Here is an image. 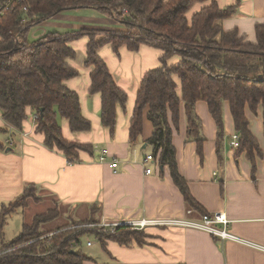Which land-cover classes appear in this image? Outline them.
Segmentation results:
<instances>
[{
  "label": "trees",
  "instance_id": "trees-1",
  "mask_svg": "<svg viewBox=\"0 0 264 264\" xmlns=\"http://www.w3.org/2000/svg\"><path fill=\"white\" fill-rule=\"evenodd\" d=\"M209 0H0V110L6 124L23 131L26 121L37 115L36 132L44 137V145L63 153L68 161L80 160V152L94 153L91 144L69 141L63 136L58 118L69 121L73 132H87L92 123L83 116L80 98L65 81L79 72L69 64L77 52L70 46L73 39L89 35L86 65L91 71L92 93L102 96V125L113 134L117 107H126L128 94L120 88L99 49L111 44L117 52L127 45L138 51L149 44L164 51L163 66L150 70L137 92L130 121L129 139L137 141L143 134L145 116L152 122L148 142L153 156L162 167H168L174 183L188 206H197L187 180L180 173L173 144L174 130L180 129L182 106L187 119V140L197 143L202 154L205 138L196 103L207 102L216 120L219 143L224 135L223 105L229 102L236 132L240 134L238 153L246 152L253 170L264 153L250 131L246 111L257 114L261 108L264 120V22L256 24V41L250 42L238 29L226 31L223 21L232 17L238 3L221 7L216 1L203 6L191 16L196 4ZM94 8L121 21L127 32L105 34L78 32L51 33L36 42L28 41L30 29L62 11ZM179 55L177 65L167 60ZM178 77L181 96L178 94ZM8 128H0L7 131ZM0 147L4 144L0 141ZM218 153L219 147H218ZM36 186L29 185L23 194L0 209V238L7 217L25 208L36 197ZM59 210L36 215L24 224L10 241H2L0 264H84L90 257L79 248L81 237L93 234L103 245L113 240L121 245L145 244L149 235L144 229L129 225L115 228H80L95 220L74 222L55 230H43V224L56 218Z\"/></svg>",
  "mask_w": 264,
  "mask_h": 264
},
{
  "label": "crops",
  "instance_id": "crops-1",
  "mask_svg": "<svg viewBox=\"0 0 264 264\" xmlns=\"http://www.w3.org/2000/svg\"><path fill=\"white\" fill-rule=\"evenodd\" d=\"M211 1L196 4L189 15ZM214 1L221 7L238 3L236 13L223 21V27L226 31L238 29L248 41H256V24L264 22V0ZM103 15L107 14L94 8L62 11L50 18L57 21L54 28H48L49 33L40 36L73 34L82 32L83 28L86 32H99V38L105 34L127 32L121 26L108 30L110 25L101 18ZM41 32L39 34H45L47 29H41ZM89 39L85 34L70 42L77 57L69 60V64L79 74L66 80L65 84L78 93L82 114L92 123V129L73 132L68 120L59 117L58 121L67 140L91 144L94 153L81 151V159L70 162L63 153L44 145L43 135L36 132L33 116L19 132L6 124L0 110V128H8L0 131V141L4 144L0 147V209L3 204L19 198L26 187L33 184L38 199L30 198L27 206L18 210L29 209L31 203L47 201L51 204L49 210H59V217L61 209L67 208L72 221L62 227L91 218L95 220L94 224H113L141 219L200 220L204 214L225 212L229 220L226 230L250 244L223 240L195 228L150 225L144 229L149 235L145 244L121 245L108 240L103 245L99 241L96 250L86 253L90 259L84 264H264V156L257 159V167L253 170L247 153H238L231 145L237 132L229 102L223 105L224 135L220 143L217 123L207 102L196 103L205 138L202 154L195 141L187 140V119L182 106L180 129L174 130L173 144L179 171L197 202V206L190 207L168 167H162L157 158L144 162L147 155L153 154V146L148 142L153 125L146 116L142 136L135 142L129 139L140 84L150 70L163 66L164 51L145 43L138 51L122 45L116 52L111 44L99 49V55L117 85L128 94L126 107H117L116 127L112 134L102 125L101 94L90 91L93 67L86 65ZM34 40L31 42H36ZM180 60L179 55H173L167 63L173 66ZM175 80L181 96L180 80L178 77ZM246 114L250 131L264 153L263 111L260 108L254 114L247 109ZM101 156H105V160H101ZM113 161L118 163L115 168ZM148 167L152 168L150 174L146 173Z\"/></svg>",
  "mask_w": 264,
  "mask_h": 264
},
{
  "label": "rangeland",
  "instance_id": "rangeland-1",
  "mask_svg": "<svg viewBox=\"0 0 264 264\" xmlns=\"http://www.w3.org/2000/svg\"><path fill=\"white\" fill-rule=\"evenodd\" d=\"M67 14H70V13H67ZM71 14H74V13H71ZM92 14H94V13H92ZM105 16L103 15L101 18L103 20H107V24L110 25V28L108 30H111L112 29L111 27H113V26H121L122 29H124V30L126 29L128 31V28L126 27V25L124 23H122L121 21L115 20L114 18H112L111 16H108V15H105ZM55 20L56 19H48V21H44L40 25H36V26L32 27L28 33V41L29 42L33 41L34 40L33 38L36 39L34 41H37L38 39H40L42 37L40 35L44 36V35L48 34L49 33L48 28H50V29L54 28L53 25L55 24V22H57ZM86 27H88V26H86ZM44 28L47 29V32L46 33L43 32L45 34H39L41 32V29H44ZM85 29L86 28H83L82 31H86ZM49 207H51V204L47 201L43 202L42 204L31 203V206L29 209H27V210L21 209V210H18L16 213H14V214L12 213L11 215H9L7 217V220H6V224L4 225V228H3V240L4 241H10V240L14 239L20 233L24 224L31 223L34 216H36L37 214H40V213L47 212L49 210ZM90 220H93V218H91ZM71 221L72 220L68 216V213H67V208L61 209L59 217L53 219L52 221H50L48 223L43 224V226L41 228H48L49 230L50 229H57L59 227H62L64 225L71 223ZM75 222H77V221H75ZM84 222H86V221H84ZM80 228H89V227H88V224H82V225H80ZM3 240H1V238H0V247L2 246ZM88 242H89V244H88ZM91 244H94V246H91ZM98 244H99V240L97 239V237L95 235L85 234L81 237V245L79 246V248L80 249L82 248L85 253L90 254V253H92V251H94L98 248Z\"/></svg>",
  "mask_w": 264,
  "mask_h": 264
},
{
  "label": "built area",
  "instance_id": "built-area-1",
  "mask_svg": "<svg viewBox=\"0 0 264 264\" xmlns=\"http://www.w3.org/2000/svg\"><path fill=\"white\" fill-rule=\"evenodd\" d=\"M34 119L37 118V115L35 114L33 116ZM240 139L241 136L239 133H236L233 135V139L231 142V145L234 148H238L240 146ZM101 160H105V156L100 157ZM155 157L153 154H149L145 157L144 162L149 163L153 161ZM118 163L116 161L112 162V167H117ZM146 173H152V168L148 167L146 168ZM189 213L191 211H188ZM229 220L227 218V215L225 212H214L209 214H204L200 220H189L184 218H164V219H141L137 221H129L125 223H103V224H88V227H100V228H115L120 225H129L134 229H145L146 227L150 225H168V226H177V227H183V228H195L199 230L207 231L221 239H232L236 240L238 242L250 244V242H247L246 240L242 238H238L235 235L229 233L226 230V225L228 224ZM222 225L223 227H220Z\"/></svg>",
  "mask_w": 264,
  "mask_h": 264
}]
</instances>
